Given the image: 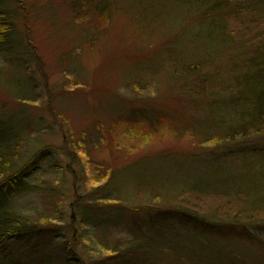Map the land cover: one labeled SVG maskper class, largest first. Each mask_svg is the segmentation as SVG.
Here are the masks:
<instances>
[{"label": "rangeland", "instance_id": "obj_1", "mask_svg": "<svg viewBox=\"0 0 264 264\" xmlns=\"http://www.w3.org/2000/svg\"><path fill=\"white\" fill-rule=\"evenodd\" d=\"M0 1V120L37 189L12 199L17 215L45 231L49 217L58 247L83 199L115 204L89 209L99 219L123 210L112 245L143 208L185 212L231 253L213 264H264V192H250L264 186V0Z\"/></svg>", "mask_w": 264, "mask_h": 264}, {"label": "trees", "instance_id": "obj_2", "mask_svg": "<svg viewBox=\"0 0 264 264\" xmlns=\"http://www.w3.org/2000/svg\"><path fill=\"white\" fill-rule=\"evenodd\" d=\"M1 7L0 1V52H3L2 47L10 40L12 26L8 21L9 16ZM22 145L20 131L13 126L12 121L0 120V264H18L21 260L25 262L22 264H184L180 259H186L191 264H213V260L222 262L217 254L224 247L200 235L203 229L207 231L211 228L208 226L212 225L195 215L174 210L143 208L147 213L146 219L134 221L124 243L119 241L112 245L108 234L112 228L121 225L120 214L123 210L119 209L116 215L111 212L106 218L99 219L95 217L97 213H90L89 209L115 207V204L108 206L105 202H93L90 199L75 202V214L81 215L79 229L72 227L73 223L70 226V238L61 239L58 247L55 241L58 229L56 225H51L53 221L49 217L43 221L50 224L46 230L50 232L47 234L48 242L43 243L42 238H38L34 244L25 242L24 237L32 230L38 236L47 232L44 230L46 226L42 227L41 223L30 226L28 220L17 215L10 204L15 196L37 190L28 182L27 178L31 174L28 170L13 172L15 164L12 162L18 159ZM252 186V196L264 192V186L260 189L256 185ZM54 191L51 187L47 189L49 194ZM242 214H236L237 218H244L242 220L245 222L252 220L251 215L245 214V218ZM54 218L56 222H62L58 215ZM88 225L94 227L92 232L87 228ZM226 228L235 233L238 230L236 226ZM93 232L100 235L101 239ZM91 238L96 239L92 242ZM225 252L226 257L231 259V253Z\"/></svg>", "mask_w": 264, "mask_h": 264}]
</instances>
